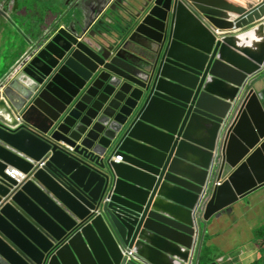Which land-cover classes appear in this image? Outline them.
Wrapping results in <instances>:
<instances>
[{
    "label": "water",
    "instance_id": "obj_1",
    "mask_svg": "<svg viewBox=\"0 0 264 264\" xmlns=\"http://www.w3.org/2000/svg\"><path fill=\"white\" fill-rule=\"evenodd\" d=\"M110 4L46 32L0 5L30 47L0 80V264H199L198 225L264 185V0Z\"/></svg>",
    "mask_w": 264,
    "mask_h": 264
},
{
    "label": "crops",
    "instance_id": "obj_2",
    "mask_svg": "<svg viewBox=\"0 0 264 264\" xmlns=\"http://www.w3.org/2000/svg\"><path fill=\"white\" fill-rule=\"evenodd\" d=\"M56 1L65 0H0V5L9 4L14 17L18 13L27 20H35V29L40 28L36 31L46 32L54 22ZM110 1L112 7L115 0ZM235 4L241 3L237 1ZM110 7L107 11H110ZM218 30L222 33L228 31ZM27 48L16 46L10 39L0 36V80L16 67L30 47ZM254 86L264 96V72ZM10 170L18 169L10 167ZM198 227L201 232L199 264L214 261L218 264H264V185L234 204L230 213L209 220L202 226V231L201 225Z\"/></svg>",
    "mask_w": 264,
    "mask_h": 264
},
{
    "label": "built area",
    "instance_id": "obj_3",
    "mask_svg": "<svg viewBox=\"0 0 264 264\" xmlns=\"http://www.w3.org/2000/svg\"><path fill=\"white\" fill-rule=\"evenodd\" d=\"M217 31L220 32L218 29H217ZM69 150L73 151L72 148H70ZM113 160L115 162H121V161H123V156L118 155V156L114 157ZM213 168L214 169L217 168V163L214 164ZM7 173H8V175L13 177L14 179H17L19 181V183H22L27 178V176L24 173H22L21 171H18V170H14L12 172L7 171ZM219 183H220L219 181L208 183V185L206 187L205 194L203 195L202 201L200 202L198 209L196 210V215H195L196 222H200V219L202 218L203 209H204L206 202L208 201V199L210 197V190H211L212 186L219 185ZM128 254H130V257H131L132 252H129ZM192 261H193V258H192Z\"/></svg>",
    "mask_w": 264,
    "mask_h": 264
},
{
    "label": "rangeland",
    "instance_id": "obj_4",
    "mask_svg": "<svg viewBox=\"0 0 264 264\" xmlns=\"http://www.w3.org/2000/svg\"><path fill=\"white\" fill-rule=\"evenodd\" d=\"M24 19H25V17H24ZM11 41H12V43L13 44H16V46H26V49H28L27 47L29 46V45H27V43L26 42H24V41H20V40H18V38H15V37H13L12 35L10 36V38H9ZM28 51V50H27ZM25 56V55H24ZM24 56L20 59V61L24 58Z\"/></svg>",
    "mask_w": 264,
    "mask_h": 264
},
{
    "label": "clouds",
    "instance_id": "obj_5",
    "mask_svg": "<svg viewBox=\"0 0 264 264\" xmlns=\"http://www.w3.org/2000/svg\"><path fill=\"white\" fill-rule=\"evenodd\" d=\"M21 63V61L19 60V62L17 63V65H19ZM16 65V66H17ZM118 156V155H117ZM214 166V165H213ZM12 172V171H11ZM8 174V173H7ZM219 182H220V180H218ZM216 182V181H215ZM219 185H220V183H219ZM212 187H214V186H212ZM201 225V224H200ZM202 226H204V225H201V231L203 230V228H202ZM201 233V232H200ZM199 238H200V235H199V237H198V240H199ZM198 242V241H197ZM195 252H196V250L194 251V254H195ZM194 254H193V261H192V263L194 262ZM191 263V264H192Z\"/></svg>",
    "mask_w": 264,
    "mask_h": 264
},
{
    "label": "bare ground",
    "instance_id": "obj_6",
    "mask_svg": "<svg viewBox=\"0 0 264 264\" xmlns=\"http://www.w3.org/2000/svg\"><path fill=\"white\" fill-rule=\"evenodd\" d=\"M199 228V227H198Z\"/></svg>",
    "mask_w": 264,
    "mask_h": 264
}]
</instances>
